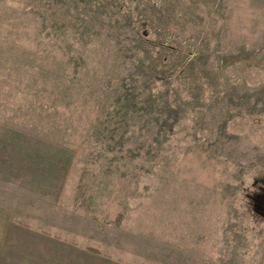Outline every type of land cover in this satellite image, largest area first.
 I'll list each match as a JSON object with an SVG mask.
<instances>
[{
	"label": "rangeland",
	"instance_id": "1",
	"mask_svg": "<svg viewBox=\"0 0 264 264\" xmlns=\"http://www.w3.org/2000/svg\"><path fill=\"white\" fill-rule=\"evenodd\" d=\"M0 218L264 264V0H0Z\"/></svg>",
	"mask_w": 264,
	"mask_h": 264
},
{
	"label": "crops",
	"instance_id": "2",
	"mask_svg": "<svg viewBox=\"0 0 264 264\" xmlns=\"http://www.w3.org/2000/svg\"><path fill=\"white\" fill-rule=\"evenodd\" d=\"M18 229L0 218V264H122L97 249L80 250L74 241H61L59 235L38 238L26 229L22 237Z\"/></svg>",
	"mask_w": 264,
	"mask_h": 264
}]
</instances>
